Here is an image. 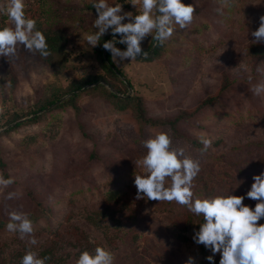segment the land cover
Masks as SVG:
<instances>
[{
	"label": "rangeland",
	"instance_id": "1",
	"mask_svg": "<svg viewBox=\"0 0 264 264\" xmlns=\"http://www.w3.org/2000/svg\"><path fill=\"white\" fill-rule=\"evenodd\" d=\"M96 2L24 0L25 13L37 21L36 27L51 25L65 34L67 61L61 72L52 73L39 55L24 46L18 45L15 57L0 56V156L5 167L0 174L15 181L0 187V222H4L0 264H21L29 250L48 257L46 264H77L83 251L97 246L111 249L114 264H186L189 257L197 264L212 255L193 239L201 227L198 216L175 201L136 199L134 180L144 174L142 159L147 149L138 138L129 110L113 111L86 93L77 100L78 111L72 106L53 109L54 103L43 110L53 109L42 118L7 132L16 122L31 118L41 103L59 95L57 91L73 79L103 73L96 46L88 43V37L98 32ZM107 2L121 4L123 12L133 16L138 14V6L128 0ZM196 5L191 24L185 29L173 25L172 36L152 60L137 57L114 63L123 70L122 78L132 83L129 95L138 94L154 118L193 109L218 92L224 72L229 75L232 84L225 102L230 114L212 118L211 126L206 119L203 130L184 131L197 140L210 138L212 146L202 152L192 145L188 150L185 141L174 145L185 147V154L201 163L193 182L194 199L230 192L244 196L243 203L254 209L258 201L247 198L246 193L254 175L264 172V99L251 89L264 79L256 71L258 65L264 67V61L251 56L250 46L255 44L251 33L259 28L264 15V0H196ZM5 21L11 23L7 16ZM127 22L126 18L123 23ZM111 33L109 28L104 35ZM151 39L149 34L142 49ZM122 45L116 47L126 50ZM12 112L23 116L5 123ZM160 131L166 130H148L146 139ZM91 152H95L93 157H89ZM109 190L119 191L126 204L110 207V216L102 221L93 216L99 223L95 226L86 222L83 213L102 207ZM10 192L16 197L8 199ZM12 211L40 214L42 218L33 221L35 245L28 243L31 237L21 239L18 232L7 229ZM186 221L188 228L181 230ZM258 223L264 224V217ZM179 233L187 240H180Z\"/></svg>",
	"mask_w": 264,
	"mask_h": 264
},
{
	"label": "clouds",
	"instance_id": "2",
	"mask_svg": "<svg viewBox=\"0 0 264 264\" xmlns=\"http://www.w3.org/2000/svg\"><path fill=\"white\" fill-rule=\"evenodd\" d=\"M138 6V14L123 12L121 4L110 5L107 0H98L93 7L97 10L95 19L96 35L88 37L91 47L97 46L99 37L109 28L113 39L106 41L103 48L110 51L113 62L146 58L148 53L142 49V41L151 34L158 44L163 45L173 34V25L185 29L191 24L196 10L194 3L185 4L184 0H128ZM11 23L0 24V56L15 57L17 47L24 46L27 51L39 54L42 58L51 55L44 33L36 28L37 21L25 13L24 0H8L0 6ZM129 22L123 23L125 19ZM121 38L117 41L115 37ZM255 43H264V15L260 17V26L251 33ZM125 44L126 50L116 47ZM257 73L264 76V67L257 66ZM252 93L264 99V79L251 89ZM2 110V109H0ZM203 144L202 152L212 146L213 141L205 136L199 137ZM147 149L142 159L143 175L135 176L136 199L147 198L159 202H172L186 206L196 215H202L204 222L193 239L210 249L212 255L207 260L213 261L216 253H221L220 264H264V224L258 221L264 217V172L253 177L254 183L247 198L258 201L255 208L243 203L245 197L230 192L203 199H194V179L201 171V163L186 155L185 147L173 144L167 131H160L143 141ZM170 181V183H169ZM13 177L5 178L0 174V187L7 188L14 183ZM16 197L15 192L7 195ZM7 224L9 231L18 232L21 239L31 237L30 245L37 243L34 237V225L28 214L12 211ZM48 257L41 258L36 251L29 250L21 258V264H46ZM77 264H114V253L106 246H97L94 250L83 251ZM186 264H195L189 257Z\"/></svg>",
	"mask_w": 264,
	"mask_h": 264
},
{
	"label": "trees",
	"instance_id": "3",
	"mask_svg": "<svg viewBox=\"0 0 264 264\" xmlns=\"http://www.w3.org/2000/svg\"><path fill=\"white\" fill-rule=\"evenodd\" d=\"M5 3V0H0V6H4ZM88 5L90 7V5L92 4ZM53 15L54 16L52 17V19L56 21V13H54ZM135 15L137 14H134V16ZM5 18L6 16L2 12H0V24L6 23ZM36 28L42 31L46 36L49 51L51 53V55L47 58H42L39 56L40 59L49 66L52 73L61 72L67 61V55L65 53V34L63 33L62 29H56L54 28V26L51 25L45 27L42 23ZM112 36V33L103 35L100 38L97 46L95 47L99 64L103 69L102 74H88L78 79H73L65 88L63 87L57 91L60 93L59 95L53 94L51 98H48L46 101L41 103L37 107V109H35L31 113L33 114L31 118H27V120L22 122H16L15 125L7 129V132L19 126L25 125L28 122H35L39 118H42V116L56 108L72 106L78 111L79 107L77 106V100L82 96V94L88 93L99 101L108 104V107L111 108L113 111L123 113L129 110L131 112V116L135 120V125L138 129L137 133L139 139H142L143 141L146 140L147 131L150 129L162 128L169 132L172 137L173 144L181 145L179 143H183L185 141L187 142L185 146L188 150H190L191 145L195 148L202 150L203 145L200 140H197L193 137H188L187 135H185L184 131L185 129H188L189 131L191 128L203 130L206 127V119L209 118L211 126V124H213L212 118H215L219 115L230 114L231 108H228V105L225 102V95L228 94L227 92L230 90L232 84V79L229 77V75L224 72L221 77V83L218 92L216 94L206 96V98L201 100V102H199V104H197L193 109H181L179 112L172 116L154 118L149 116L142 102V98L138 94L129 95L128 88H133L132 83L127 78L125 80L122 78V76L125 77L124 72L121 68L115 65L110 51L106 50L105 54L103 53V44ZM119 38H121V36L117 34L115 39L118 41ZM152 39L148 47L143 49L148 53L147 57H140V59L146 61L152 60L155 56L160 53V51L168 41L167 40L163 45H160L157 41ZM117 45L123 47L122 44L117 43ZM250 47L251 56L254 57L256 61H264V43H255ZM88 85L90 86L87 87ZM85 86L86 89L82 91V88ZM64 95H67V97H65V99L63 100H60L61 97ZM54 103L55 108H51V110L45 112L43 111L45 108L49 107ZM22 116L23 115L17 112H12L10 113V116L5 120V123L15 122ZM213 128H215V126ZM82 130L83 132H85L83 128ZM94 154L95 152H91L89 157H93ZM0 168L1 171H4L5 167L1 156ZM2 175L7 178L6 173L2 172ZM104 198L105 204H103L102 207H100L99 209L92 210L86 214L83 213L82 218H84L86 222L95 226L99 223L93 221V216L97 217L99 221H102L110 216V214L108 213L110 207H112V209H115L116 205L123 206L127 202L126 199L121 196L120 192L115 190H109L108 192H106ZM197 216L198 224L203 223V216ZM29 218L33 222L34 220H37L38 218L42 217L39 214L36 216H29ZM3 223L4 222H0V228L2 227ZM188 224V221H186L181 230L186 229V227L188 228ZM177 237L182 241L187 240V237L181 233L177 234ZM220 260L221 254L218 257H214L213 261H209L207 260V258H202L197 262V264H220Z\"/></svg>",
	"mask_w": 264,
	"mask_h": 264
},
{
	"label": "water",
	"instance_id": "4",
	"mask_svg": "<svg viewBox=\"0 0 264 264\" xmlns=\"http://www.w3.org/2000/svg\"><path fill=\"white\" fill-rule=\"evenodd\" d=\"M110 39H108L107 41H109ZM105 52H106V50L104 49V51H103V53L105 54ZM129 86V85H128ZM129 89H131L130 87H129Z\"/></svg>",
	"mask_w": 264,
	"mask_h": 264
}]
</instances>
